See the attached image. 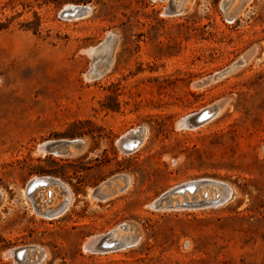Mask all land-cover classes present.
Returning <instances> with one entry per match:
<instances>
[{
	"label": "rangeland",
	"instance_id": "1",
	"mask_svg": "<svg viewBox=\"0 0 264 264\" xmlns=\"http://www.w3.org/2000/svg\"><path fill=\"white\" fill-rule=\"evenodd\" d=\"M70 6L89 13L61 18ZM182 7L166 15L167 0H0V264L32 247L44 253L38 264H264V0ZM108 34L117 39L110 66L90 79L98 55L88 50ZM252 49L243 66L204 84ZM220 100L216 117L180 127ZM139 127L140 146L121 152L119 138ZM76 139L84 150L74 157L38 150ZM118 175L129 178L122 193L90 197ZM44 177L64 187L36 190V206L69 195L52 219L37 216L23 193ZM200 180L227 185L232 198L215 208H151ZM121 224L137 230L135 246L83 250Z\"/></svg>",
	"mask_w": 264,
	"mask_h": 264
},
{
	"label": "water",
	"instance_id": "2",
	"mask_svg": "<svg viewBox=\"0 0 264 264\" xmlns=\"http://www.w3.org/2000/svg\"><path fill=\"white\" fill-rule=\"evenodd\" d=\"M155 1V0H153ZM162 1V0H160ZM181 0H167L168 8L165 10L166 15H179L185 11V9L179 3ZM89 13V8L85 6H70L64 8L60 12V17L63 19H76L87 16ZM225 20L227 22H231V16L226 17ZM116 36L113 34H108L104 41L96 48L88 50V54L91 56H97L98 60L92 63L90 71L88 72L87 76L90 79H95L100 77L104 72H106L111 63V55L114 50L116 44ZM254 54V50H249L240 56L234 63L230 66L222 69L221 71L211 75L206 81L205 85H208L212 82H216L221 78L225 77L226 75L234 72L238 68L244 65L246 58L252 57ZM225 100H220L213 105H211L208 109L202 110L197 114H194L190 117H187L180 121V127L182 128H194L198 125H201L208 120L213 119L216 117L218 112L223 108L225 105ZM145 128L139 127L133 132H128L125 136L120 137L117 141V146L121 152L127 154L131 153L138 148L140 144V138L145 134ZM39 150L44 152V154L48 153L57 157H65L70 158L80 154L84 150V142L81 140H58V141H51L46 142L42 146H40ZM58 185L59 188L63 189V185H61L58 181L44 177L43 179L39 180H30L25 189L24 195L26 198L31 200V208L33 212L44 219H51L59 215V213L65 210L66 202H64L61 208L57 210L45 209L41 208V206H36V201H33L32 198L34 196V192L36 190H41V188H47L48 185ZM129 184V178L125 175H118L114 176L107 181L103 182L101 185L97 186L90 192V197L94 198L98 201L105 200L109 194H114V190L117 193H122ZM56 185V186H57ZM122 185V186H121ZM111 186H116L117 190H110L108 194L106 192L107 189H110ZM219 187L223 191L222 196H215V199L204 201V200H195L194 196H191L190 202H182L178 204L175 202V205L171 204L172 199H175L177 196H183L185 192H188L190 195H193L195 191H199L202 187ZM55 187V186H53ZM60 189V190H62ZM63 194V192H60ZM47 198H50V192L47 191ZM232 198L231 189L225 185L221 184L212 180H200L194 182L184 183L180 186L174 187L169 191L165 192L161 196H159L153 203L151 208L154 210H163V211H171V210H183V209H199V208H215L221 206L222 204L226 203ZM171 199V200H170ZM1 200V194H0ZM46 202L43 200L42 204L44 205ZM49 203H47L48 205ZM128 225L129 228L133 230V236L131 240L125 241H117L112 239V235L118 233V231L124 230ZM139 234L137 230L134 228L132 224H121L115 230L111 231L110 233L102 236L92 237L88 239V241L83 245V250L88 252H105V251H117L120 249L129 248L135 246L139 241ZM34 252L38 253V261H41L43 258V251L39 248H25L22 250H16L13 252L15 255V259L17 262H21L24 254L26 252ZM22 264V263H21ZM27 264V263H25Z\"/></svg>",
	"mask_w": 264,
	"mask_h": 264
},
{
	"label": "bare ground",
	"instance_id": "3",
	"mask_svg": "<svg viewBox=\"0 0 264 264\" xmlns=\"http://www.w3.org/2000/svg\"><path fill=\"white\" fill-rule=\"evenodd\" d=\"M181 2H182V0H181ZM180 2V3H181ZM227 17H230V16H227ZM231 19H233V17L231 16ZM206 109H208V108H206ZM203 110V109H202ZM200 112V111H199ZM202 112V111H201ZM196 114V113H195ZM188 117H190V116H188ZM209 121V120H208ZM180 124V123H179ZM198 127V126H197ZM141 142H142V139L140 138V144H141ZM140 144L138 145V147L140 146ZM42 146V145H41ZM40 148V147H39ZM39 150V149H38ZM39 151H41V150H39ZM42 152V151H41ZM37 180H39V179H37ZM34 181V180H33ZM184 184V183H183ZM49 186H51V184L50 185H48L47 186V188H41V192H42V194H43V192L45 191V190H47V189H51V188H49ZM205 187H201L200 189H199V191L198 192H201L203 189H204ZM209 188V187H208ZM56 190H57V188H55ZM54 189V190H55ZM39 190V189H38ZM211 190V189H210ZM212 190H213V192H215L216 194H215V196L216 195H218V196H222L223 195V192L220 190V189H217L216 187H212ZM49 191V190H48ZM24 193V192H23ZM36 193L37 192H34V196L36 195ZM195 193H197L196 191L193 193V196H195L196 197V200H201V198L200 197H198L197 195H195ZM50 195L53 197V196H56L55 195V193L54 194H51V192H50ZM110 195V194H109ZM189 196H190V194L188 193V192H185L184 193V195L183 196H177L175 199H172V201H171V204L172 205H175V202H177L178 204H181L183 201L184 202H189L190 201V199H189ZM215 196H211V197H209V198H207L206 200L208 201V200H212V199H215ZM57 199H53L52 198V200H53V205H51L50 207H46V206H44L43 208H45V209H51V210H57V209H59V208H61L63 205V203L65 202V200H63V201H61V202H59L58 201V197H56ZM68 198V197H67ZM66 199V198H65ZM203 199V198H202ZM29 200V199H28ZM171 200V199H170ZM29 201H31V200H29ZM42 202V201H41ZM40 202V203H41ZM39 204V203H38ZM40 205V204H39ZM42 208V207H41ZM64 211V210H63ZM63 211H61L59 214H61ZM52 219V218H51ZM120 232H126V233H124V234H121V235H119V233ZM128 232V233H127ZM133 232V230L131 229V228H129L128 227V225H126V228L124 229V230H121V231H118V233H116V234H113L112 235V239L113 240H117V241H125V242H127V241H129V240H131V238H132V236L133 235H131V234H129V233H132ZM88 241V240H87ZM13 252H15V251H13ZM105 252H107V251H105ZM15 254L13 253V256L12 257H14V259H15V256H14ZM33 255H35V253L34 252H26L25 254H24V256H23V258H22V261L21 262H15L14 261V263L15 264H25V263H27V264H38L40 261H38V255L36 256V259L35 258H33V259H31L30 257L31 256H33ZM43 259V258H42ZM16 260V259H15ZM42 261V260H41Z\"/></svg>",
	"mask_w": 264,
	"mask_h": 264
},
{
	"label": "flooded vegetation",
	"instance_id": "4",
	"mask_svg": "<svg viewBox=\"0 0 264 264\" xmlns=\"http://www.w3.org/2000/svg\"><path fill=\"white\" fill-rule=\"evenodd\" d=\"M181 2V1H180ZM179 2V3H180ZM182 2H183V0H182ZM182 2L180 3L181 4V6H182ZM226 2H222V9H224V7H225V4ZM209 186H207V187H205L207 190H203L202 191V193H200L199 194V192H197V193H195V194H197V196L198 197H200L201 198V200H204V201H207L206 199L207 198H209V197H211L212 195H211V193H213V190H212V186H210L209 188H208ZM204 188V189H205ZM55 189V188H54ZM114 189H116V186H111V188L110 189H107L106 190V192H110V190H114ZM211 189V190H210ZM42 194V193H41ZM64 194H65V198L66 199H64L65 200V202H66V206L65 207H67V204H68V201H69V195H68V193L64 190ZM191 196H193V195H190L189 196V199L191 198ZM215 196V195H214ZM68 197V198H67ZM203 198V199H202ZM194 199L196 200V197L194 196ZM190 202V201H189ZM46 203H48V201L46 202ZM66 209V208H65ZM115 230V229H114Z\"/></svg>",
	"mask_w": 264,
	"mask_h": 264
}]
</instances>
